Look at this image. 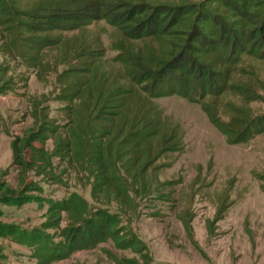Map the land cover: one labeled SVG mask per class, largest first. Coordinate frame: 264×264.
Masks as SVG:
<instances>
[{
  "label": "rangeland",
  "instance_id": "374dc122",
  "mask_svg": "<svg viewBox=\"0 0 264 264\" xmlns=\"http://www.w3.org/2000/svg\"><path fill=\"white\" fill-rule=\"evenodd\" d=\"M34 1L0 0L10 6L0 7V264H264V128L229 140L198 101L176 93L153 97L181 129L178 148L148 166L167 181V194H137L122 206L93 196L91 175L56 148L67 135L80 80L70 69L85 65L62 42L87 41L109 80L131 84L114 47L124 37L98 18L73 28L51 25L37 33L47 40L28 45L32 31L24 21ZM243 57L245 68L235 76L251 82V96L227 92L218 101L224 118L226 99L264 115V58ZM70 196L83 200L84 214L115 219L111 227L138 244L99 231L86 238L73 229L72 236L68 228L78 215L61 206ZM31 230L53 246L68 243L62 256L40 261L25 234Z\"/></svg>",
  "mask_w": 264,
  "mask_h": 264
},
{
  "label": "trees",
  "instance_id": "16d2710c",
  "mask_svg": "<svg viewBox=\"0 0 264 264\" xmlns=\"http://www.w3.org/2000/svg\"><path fill=\"white\" fill-rule=\"evenodd\" d=\"M0 7L10 8L6 2ZM98 18L121 31L116 59L131 84L109 80L98 62V49L87 41H63L85 65L70 69L80 80L67 135L56 147L70 152L91 175L93 196L122 206L133 203L137 194H167V181L158 178L156 166H148L154 156L178 148L181 129L153 97L176 93L198 101L229 140L263 130V114L252 115L245 105L226 99L224 118L218 101L227 92L251 96V82L235 74L245 68L244 55L264 58V0H35L24 21L32 31L28 45L47 40L37 33L51 25L73 28ZM61 206L78 215L68 228L72 236L80 232L79 237L89 238L99 231L138 244L111 227L116 220L110 216L84 214L86 205L77 196ZM25 234L33 238L40 261L61 257L68 244L53 246L34 230Z\"/></svg>",
  "mask_w": 264,
  "mask_h": 264
}]
</instances>
